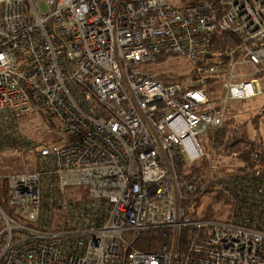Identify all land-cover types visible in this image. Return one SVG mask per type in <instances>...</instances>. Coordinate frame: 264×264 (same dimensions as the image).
Segmentation results:
<instances>
[{
    "label": "built area",
    "instance_id": "obj_1",
    "mask_svg": "<svg viewBox=\"0 0 264 264\" xmlns=\"http://www.w3.org/2000/svg\"><path fill=\"white\" fill-rule=\"evenodd\" d=\"M161 55L188 64L186 82L146 69ZM259 75L264 0H0V155L16 169L3 177L0 264H264V201L225 220L184 206L206 187L184 167L227 104L261 95ZM34 116L59 143L20 130ZM219 185L264 199V141ZM154 230L158 250L132 247Z\"/></svg>",
    "mask_w": 264,
    "mask_h": 264
},
{
    "label": "trees",
    "instance_id": "obj_2",
    "mask_svg": "<svg viewBox=\"0 0 264 264\" xmlns=\"http://www.w3.org/2000/svg\"><path fill=\"white\" fill-rule=\"evenodd\" d=\"M225 40H227L226 35L221 34L214 37L213 42V50L217 53L216 56H218L217 61L221 63L226 62V51L230 49V46L227 45L228 43ZM171 57L175 56L161 55L157 58L155 64L164 63ZM259 77H261L262 87V93L259 96H263L264 78L261 75H259ZM158 78L162 81L170 80L163 75H158ZM173 79L180 81L182 80V76L173 77ZM233 113H235V111ZM36 117H38L44 125L55 131L54 125L46 117ZM260 117L261 114H258L251 118V123L254 125L256 135L259 129ZM237 128L238 131L235 132L236 126L234 125L233 120L230 118H225L220 128L207 132L206 135L203 136L200 140L202 156L196 162L202 163V168H198L194 163L184 167L185 170H187L190 174L195 173L199 175L206 183L205 189L200 194L201 196L206 197L204 215H202V219L204 220H214L213 206L215 205L226 204L230 207V211L231 209H236L237 211H239L245 207L251 206L253 202L264 201L263 198L249 192L247 189L242 191L244 193L243 199L239 192H235L233 195H229L224 192V189L219 185V183H223L224 181L233 180L237 173L244 170L250 164L251 153L264 141V138L258 136H256L255 139H251L246 132L245 125L239 124ZM20 130L28 135V129L25 130L24 127L21 126ZM201 141H204V143L201 144ZM206 150H209V154L205 152ZM209 157L212 159H210ZM214 158L219 159L220 161L223 158L229 159L230 162L233 160L238 162L241 167L224 175L209 178L208 172L210 173V160H214ZM11 169L13 170L14 168L12 167ZM4 170H7L9 172L12 171L5 168ZM1 186L2 193L0 195V208L7 212V191L3 178L1 179ZM46 189L47 190L45 191V197L47 198L50 192L48 191V187H46ZM192 203H194L196 207L200 206V199L196 194L189 195L184 202V206L187 207ZM161 244L162 238L159 231H144L136 236L132 247L146 253H151L158 250Z\"/></svg>",
    "mask_w": 264,
    "mask_h": 264
},
{
    "label": "rangeland",
    "instance_id": "obj_3",
    "mask_svg": "<svg viewBox=\"0 0 264 264\" xmlns=\"http://www.w3.org/2000/svg\"><path fill=\"white\" fill-rule=\"evenodd\" d=\"M41 9L45 11L44 6L40 5ZM146 69H149L151 73L154 75H163L167 77L170 80H174L173 77H181L182 80L180 82H186L187 78L189 77V70L188 64L176 57L169 58L164 63H157V64H151L146 67ZM168 80V81H170ZM209 89L211 90V95L215 98H217L218 101H220V97L223 93V82L222 80H219L215 83H212L209 85ZM226 113L225 118H230L233 120L234 125L236 126L235 132L238 131V125L242 124L245 125L246 132L248 133L249 137L251 139H255L256 136L264 138V95L258 96L256 98L246 99V100H240L237 102H231L227 104L226 106ZM235 111V113H233ZM261 114L260 117V123H259V129L256 135V131L254 129V125L251 123V118L254 116ZM21 125L24 127L27 131V136L32 138L33 140L40 141L43 144L46 145H53L60 142L62 139V136L53 130H51L49 127L44 125L40 119L36 116L27 118L25 120H21ZM204 143V141H201V144ZM207 154H209V150L205 151ZM210 158V157H209ZM212 159V158H210ZM13 160L10 158V156H3L0 155V195L2 193V186H1V179L5 176H7L10 172L5 169H10V167H13ZM195 166L198 168H202L203 164L200 162H195ZM210 173L208 172L209 178H212L214 176H221L226 173H229L231 171H235L241 167V165L236 161H231L229 159H219L214 158V160H210ZM214 174H212V173ZM78 193L73 192V196L75 197ZM200 199V206L196 207L197 213H200V216L204 215V207L206 203V197L201 196ZM230 214V207L226 204H220L213 206V215L214 219L216 220H225L227 219L228 215ZM1 218H0V224H1Z\"/></svg>",
    "mask_w": 264,
    "mask_h": 264
}]
</instances>
